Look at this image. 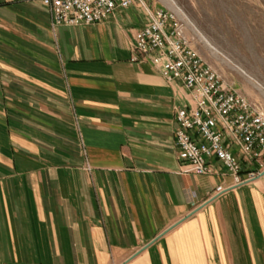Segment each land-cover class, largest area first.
<instances>
[{"label":"crops","instance_id":"0c3cea01","mask_svg":"<svg viewBox=\"0 0 264 264\" xmlns=\"http://www.w3.org/2000/svg\"><path fill=\"white\" fill-rule=\"evenodd\" d=\"M142 1L54 27L0 0V264H264V181L183 172L190 95L131 60Z\"/></svg>","mask_w":264,"mask_h":264},{"label":"built area","instance_id":"2783aa9c","mask_svg":"<svg viewBox=\"0 0 264 264\" xmlns=\"http://www.w3.org/2000/svg\"><path fill=\"white\" fill-rule=\"evenodd\" d=\"M134 1L42 0L54 27L98 23ZM142 4L148 20L136 34L131 60L151 62L167 81H181L190 95L189 104L176 110L175 137L183 172L210 175L219 163L232 183L215 187V195L260 177L264 172L262 110L204 60L189 23L178 11L152 10Z\"/></svg>","mask_w":264,"mask_h":264},{"label":"rangeland","instance_id":"374dc122","mask_svg":"<svg viewBox=\"0 0 264 264\" xmlns=\"http://www.w3.org/2000/svg\"><path fill=\"white\" fill-rule=\"evenodd\" d=\"M142 2L152 10L178 11L189 23L204 60L264 113V0Z\"/></svg>","mask_w":264,"mask_h":264},{"label":"water","instance_id":"95a60500","mask_svg":"<svg viewBox=\"0 0 264 264\" xmlns=\"http://www.w3.org/2000/svg\"><path fill=\"white\" fill-rule=\"evenodd\" d=\"M264 176V172L260 175V177Z\"/></svg>","mask_w":264,"mask_h":264},{"label":"bare ground","instance_id":"6f19581e","mask_svg":"<svg viewBox=\"0 0 264 264\" xmlns=\"http://www.w3.org/2000/svg\"><path fill=\"white\" fill-rule=\"evenodd\" d=\"M172 1V0H171ZM206 40V39H205ZM206 42L209 44V42L206 40Z\"/></svg>","mask_w":264,"mask_h":264}]
</instances>
